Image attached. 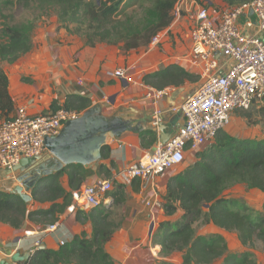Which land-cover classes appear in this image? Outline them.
I'll return each instance as SVG.
<instances>
[{
  "label": "trees",
  "instance_id": "16d2710c",
  "mask_svg": "<svg viewBox=\"0 0 264 264\" xmlns=\"http://www.w3.org/2000/svg\"><path fill=\"white\" fill-rule=\"evenodd\" d=\"M25 7L37 4L42 9L55 8L63 23L85 24L89 33L88 45L101 42L118 45L126 51L149 45L152 38L161 30L168 28L175 20L173 10L178 0H19ZM229 6H237L254 0H222ZM144 2L151 3L152 20L146 24L142 33L134 25L118 19L124 7ZM32 24L6 25L0 33V64L15 63L22 55L33 49ZM80 29V28H79ZM84 28L82 29V31ZM141 36V38H139ZM23 80H27L23 78ZM198 76L179 64H170L163 69L151 72L144 77L147 84L156 89L181 87L186 82H195ZM264 99V98H263ZM87 97L68 95L63 106L82 113L91 106ZM60 106L52 102L53 110ZM16 102L9 90V78L0 67V121L12 118ZM241 111V110H240ZM236 113H239L237 111ZM151 143L155 144L154 133ZM142 135L143 145L148 143ZM110 147L106 146L103 158L108 156ZM69 177L70 190H66L61 176ZM104 173L111 176L105 164L97 169L74 164L62 172L43 177L30 194L32 202L50 203L43 208L31 207L20 195L0 191V222L14 228H21L26 222L42 226L54 224L66 209L73 205V192L81 189L88 177ZM235 184H245L249 189L264 192V137L238 138L225 130L218 133L206 149L196 154L194 163L170 177L163 208L167 215L183 211L175 221L160 222L153 235V243L161 246L158 264H176L168 260L174 252L182 253L181 264H213L223 258L221 264H261L251 250L231 252L224 236L220 234H197V223L214 224L238 234L244 247L252 246L259 238L264 244V205L261 212H254L240 199L229 197L225 191ZM113 200L102 207L85 211L78 209L76 219L92 222V235L82 231L65 242L59 249L36 250L29 264H114L105 246L111 240L117 223L112 219L113 208L123 200V185L119 184L112 192ZM62 200V202H60Z\"/></svg>",
  "mask_w": 264,
  "mask_h": 264
},
{
  "label": "crops",
  "instance_id": "0c3cea01",
  "mask_svg": "<svg viewBox=\"0 0 264 264\" xmlns=\"http://www.w3.org/2000/svg\"><path fill=\"white\" fill-rule=\"evenodd\" d=\"M214 2L217 5L225 4L222 0H214ZM197 8L198 5L194 0H187L182 6V18L184 13L186 16L182 21L183 26L194 25ZM179 20H175L167 29L170 30L176 24L179 25ZM239 24L246 35L257 33L252 13L242 15ZM56 26L54 24L47 29H41L33 38L32 51L22 55L12 67L4 69L9 78V90L16 102V109L24 105L31 114H47L53 111V101L61 106L68 95H78L87 97L92 103L90 107L101 105L103 114L110 117L118 116L134 127L124 131L120 136L110 138L107 144L110 147L108 156L86 167H92L95 170L99 164H105L111 176L107 177L104 173L95 174L88 177L82 187L99 180H112L114 185L108 193L110 203L113 200L112 192L115 191V187L119 184L123 185V200L113 208L114 212L111 216L117 223V228L105 246L114 264H158L161 260V246L152 241L153 234H155L154 228L158 229L160 222L175 221L183 214L181 209H178L175 215L166 214L162 204L165 201L167 183L170 177L194 163L197 152L206 149L212 142L198 150L188 149L186 159L182 164L158 175L155 179L136 178L129 182L123 177V172L143 155L151 152L158 142L171 139L184 125L183 115L170 111V108L180 104L202 83L197 71L187 61L191 50L189 37L191 28L188 32L186 31L185 40L188 45L186 49L181 48L178 43L174 44L173 41H169L168 36L160 46H146L145 49L137 52L126 51L120 45L106 42L91 46L77 35L67 36L68 34L62 30L57 32ZM178 28L180 29L181 26ZM59 36L68 38L60 40V43L57 40ZM218 60L221 65L227 62L222 54L218 55ZM174 63L183 65L187 70L196 74L198 80L186 82L181 87H166L170 88L171 92L168 97H164L159 102L158 107L163 109L164 113L162 122L156 126L153 123L155 107L146 98L150 88L155 87L145 83L144 77ZM117 68L130 69L135 75V81L128 82L107 76V71ZM23 77L27 80H23ZM236 114L238 113L233 115L232 123L224 129L232 136H235L232 133L241 122L240 117L235 116ZM150 132L154 133L156 140L155 144L153 142L148 145L153 137H149ZM142 135L147 136L146 146L143 145ZM48 154L47 149L43 157ZM20 174L21 171H15L14 168L8 169L0 163V191L12 192L15 186L21 184L18 181ZM60 182L66 190H70L68 174L64 173ZM230 191L229 188L225 193ZM251 192L257 193L264 199V192L257 189H251ZM74 201L73 205H70L60 215L56 222L58 227L52 232L45 231L46 226L32 222H26L21 228H14L0 222V243L12 247L14 252L27 253L32 250L34 253L41 244L47 249L57 250L61 246V241L70 242L82 231H86L90 237L93 231L92 222L86 220L85 223H81L76 219L78 209L88 211L90 208L82 200ZM49 205L50 203H31L33 208H43ZM175 216L176 219H173ZM152 224L154 228L151 229ZM206 226L212 228L213 233L224 237L230 232L212 223ZM27 231H31L32 234L27 235Z\"/></svg>",
  "mask_w": 264,
  "mask_h": 264
},
{
  "label": "built area",
  "instance_id": "2783aa9c",
  "mask_svg": "<svg viewBox=\"0 0 264 264\" xmlns=\"http://www.w3.org/2000/svg\"><path fill=\"white\" fill-rule=\"evenodd\" d=\"M195 1V0H194ZM187 0H178L173 15L182 17V6ZM196 2V1H195ZM197 3V2H196ZM196 10L194 25L190 29L191 50L187 57L190 66L197 71L202 83L184 100L170 108L184 117V125L165 143L158 142L123 172L127 181L155 179L158 175L182 164L188 149L198 150L214 141L218 133L226 129L233 115L250 109L264 98V0H254L237 6L215 4L214 0H202ZM252 13L257 33L246 35L239 20ZM168 29L158 32L149 43L158 47L167 37ZM227 62L221 65L218 55ZM110 78L128 82L135 75L126 68L107 71ZM170 88H150L146 98L155 107L153 123L162 122L164 110L159 102L170 94ZM79 112L61 105L47 114H31L24 105L19 106L12 118L0 121V163L13 169L22 158H41L47 152L46 136L58 135L67 120L76 119ZM110 179L87 184L73 192L74 200L89 208H98L109 203L108 193L113 188ZM57 223L47 225L52 232ZM32 234L31 231L26 232ZM61 246L65 241L60 242ZM38 246V243L36 244ZM40 246V245H39Z\"/></svg>",
  "mask_w": 264,
  "mask_h": 264
},
{
  "label": "rangeland",
  "instance_id": "374dc122",
  "mask_svg": "<svg viewBox=\"0 0 264 264\" xmlns=\"http://www.w3.org/2000/svg\"><path fill=\"white\" fill-rule=\"evenodd\" d=\"M198 4L202 2V0H195ZM151 3L144 2L141 4H137L134 6L124 7L118 15V19L123 20L129 24L134 25L137 29H139L142 33L145 31L146 24L148 21L152 20L151 15ZM185 15V13H184ZM181 17L179 20V25H175L173 29L168 30L167 37L169 36V41H173L174 44H179L181 48L186 49L188 47L187 42L185 40L186 33L190 28H192L191 24L189 26H183L182 21L184 20ZM175 21V20H174ZM32 24L34 26L32 32V39L37 33L41 31V29H47L54 24H56L57 32L62 30L65 34L77 35L78 37L86 40V35L89 33L88 28H86L85 24L79 23H63L59 19V11L55 8H47L42 9L37 4H32L30 7H25L23 2L19 0H0V33L1 30L6 25H15V24ZM181 28L179 29L178 27ZM80 28V29H79ZM84 30L82 31V29ZM187 31V32H186ZM64 34V35H65ZM176 37V38H175ZM68 37H58V41L62 39H67ZM141 38V36L139 37ZM176 39V41H175ZM97 43L101 42L98 39ZM61 43V42H60ZM121 47L124 45L123 42L118 43ZM149 46V45H147ZM146 46L132 49L134 51L140 52L145 49ZM183 49V51H184ZM25 58V56H24ZM16 63V62H15ZM13 63L1 62L0 67L2 69L12 67ZM25 78V77H23ZM235 116L240 117V123L236 126L235 132L233 135L240 138H261L264 137V99L256 102L250 109L241 110ZM182 166H180L181 168ZM176 171V170H173ZM233 187V188H232ZM229 189V188H228ZM230 192L225 193L227 196L240 199L242 203H246L251 211L261 212L263 210V197L258 195L257 193L251 192V189L247 188L244 184H235L230 187ZM227 192V190H226ZM117 210V209H116ZM119 213V211H118ZM176 219V216L173 217ZM154 228V227H153ZM196 233L209 235L215 234L214 230L209 226H206L204 223H197L195 225ZM157 231V228H154V233ZM154 235V234H153ZM227 244L229 250L231 252H241L244 250H251L256 258V260L262 264H264V244L259 239L256 238L254 244L252 246H242L241 241L236 232L230 231L225 234ZM172 262L176 264H181L182 253L174 252L169 258ZM223 262V258H219L213 264H221Z\"/></svg>",
  "mask_w": 264,
  "mask_h": 264
},
{
  "label": "water",
  "instance_id": "95a60500",
  "mask_svg": "<svg viewBox=\"0 0 264 264\" xmlns=\"http://www.w3.org/2000/svg\"><path fill=\"white\" fill-rule=\"evenodd\" d=\"M133 128L118 116L103 114L101 105L88 108L76 119L67 120L58 135L46 136L44 144L49 151L46 157L21 159L14 167L15 171H21L18 177L21 184L15 186L12 192L20 195L25 202H31L30 191L43 177L62 172L74 164L90 166L102 158V151L110 138ZM44 248L41 244L37 250ZM34 253L32 250L27 253L14 252L12 247L0 243V264H29Z\"/></svg>",
  "mask_w": 264,
  "mask_h": 264
}]
</instances>
